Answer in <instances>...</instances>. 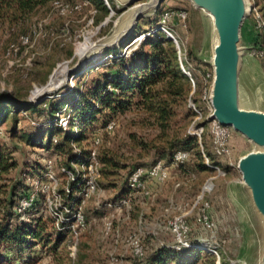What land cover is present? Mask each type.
I'll list each match as a JSON object with an SVG mask.
<instances>
[{"label": "rangeland", "instance_id": "obj_1", "mask_svg": "<svg viewBox=\"0 0 264 264\" xmlns=\"http://www.w3.org/2000/svg\"><path fill=\"white\" fill-rule=\"evenodd\" d=\"M246 1L250 5V17L253 7L260 16L263 13L264 17V0ZM142 2H146V0L136 2L133 6ZM112 3L115 8L114 1ZM125 11V9L118 12L115 10L116 13L112 11L110 17L107 15L104 18H107L106 24L99 28L97 27L104 19L98 25L92 24L89 9L85 7L64 15L57 14L56 10L50 7L46 12L34 16L19 29L0 25V92L15 95L23 101H30V98L35 97L36 102L60 90L63 93L70 82L72 85L75 83V79L70 78L74 73L81 67H87L101 59V54L105 51L96 50L92 54L95 59L85 62L84 65L82 64L83 66H78L80 64L79 56L90 46H95L103 41V38L113 29L116 19ZM175 11L185 12L186 19L180 23L176 18H172L166 23V27L177 41L181 55L185 56L186 63L181 57L182 66L196 74L194 91L190 95L191 99L188 97L195 110H199L201 115L199 120H194L195 117L192 115L186 123V127L190 124H194L195 127L203 124V127L201 126L203 128L202 140L200 141L203 147L202 151L210 155L212 162H209L205 156L208 165L217 167L218 172L207 167L204 161L203 164L208 170L202 173L186 169L188 160L179 166H167L168 176L164 182L156 183L142 179L145 182L147 193L140 190H128L121 198L125 200V204L118 206L113 205L114 202H117L114 197L121 188L123 179L126 185L129 176L128 174L125 177L126 172L119 171L113 177L114 187L105 189L97 187L86 200L83 209L86 227L77 238L73 250H70L71 239L61 242L53 254L43 251L39 245H35L32 250L21 254L22 258L28 257L29 261H23L17 252L10 251L7 254V259L10 261L3 264H130L133 257L129 239L137 240L144 254L161 245L176 247V236L170 231L169 223L184 213V210L193 203L207 181L210 184V189L203 194V200L209 205L207 216L211 226L206 229L193 221L196 214V208H194L183 218L187 230L182 233L184 236L182 243L186 246L181 247H195L201 250L207 247L214 248L218 260L214 255L206 252L213 264H221V262L224 264L249 263L253 257L250 248L252 239L247 230L245 212L234 193L233 184L240 182V175L236 169L237 160L251 150V145L241 135L228 128L230 133L229 155L215 157L211 150L208 133V121H210L209 116L212 109L209 101L202 102L200 98L204 86H207L209 82L211 84L212 80V69L209 65L212 39L210 23L193 9L188 0H163L155 12L146 14L139 21L153 17L156 12L160 14L161 12ZM20 38H26L27 41L21 43ZM247 43L251 47L252 41L249 38H247ZM252 48L246 53L243 62L253 78L249 82L250 85H253L254 82L255 88L259 92L252 100L264 107V63L251 54ZM68 51L71 52V57L67 56ZM96 72L87 74L84 80H89ZM206 74L209 75L208 78L205 77ZM34 89L36 90L33 92ZM32 95L34 96L32 97ZM186 108L190 110L187 103L181 109V113ZM179 116L176 117L177 125L183 124ZM15 119L13 137L5 131L9 128L11 118L0 127V144L14 152L12 158L18 167L10 173V176L16 179L19 172L26 166L25 164L39 159L41 153L39 150L31 151L30 147L25 146L18 139L17 135L26 129L27 123L26 119L20 116ZM151 123H153L152 119L146 114L129 111L115 120V128L108 136H104L101 129L95 126L88 134L84 144L89 142L92 134H96L101 140V145L98 148L100 156L105 152H110L117 157L121 156L123 160L128 159L132 163L139 160L150 166L155 163L148 154L150 152L137 149L133 141L141 140L147 145L156 141L159 130ZM167 135L171 137L172 133ZM126 148H129L130 151ZM58 162V159H55L56 169ZM147 166L141 168H147ZM62 183L63 178H57L55 193L52 194L49 190L42 194L44 202L39 212L40 216L45 217L46 214L50 216L52 211L58 208L60 196L57 195V192L63 188ZM175 184L178 186L175 187ZM27 185L29 188L31 187V185ZM106 225H109L110 228L107 232L105 231ZM3 248L0 245V254L5 253ZM15 259L19 261L16 262ZM196 264L210 263L202 258L201 262Z\"/></svg>", "mask_w": 264, "mask_h": 264}, {"label": "trees", "instance_id": "obj_2", "mask_svg": "<svg viewBox=\"0 0 264 264\" xmlns=\"http://www.w3.org/2000/svg\"><path fill=\"white\" fill-rule=\"evenodd\" d=\"M53 1L71 5L78 3L80 8H88L90 20L94 25H98L108 15L109 9L115 12L111 0H105L109 9L104 5L103 0H0V25L22 28L34 16L46 12ZM161 14L162 12L160 14L156 12L153 17L139 21L119 46L103 52L100 60L94 61L87 67H81L72 75L75 83L67 94H62L60 90L36 103H31L28 100H19L15 95L0 92V127L11 118L9 128L5 131L13 137L15 118L20 116L26 119V129L17 137L25 146L30 147L31 151L39 150L41 153L39 159L25 164L26 166L15 179L10 176V173L18 167L12 158L14 152L0 144V245L5 249V253L0 254V264L10 261L7 259L10 251L17 252L19 258H22L23 252L39 245L41 250L53 254L61 242L70 241L71 216L63 213V221L54 226L55 222L51 216L39 215L44 202L42 198L21 214H15L13 210L17 200L29 189L24 183L25 176H39L42 173L41 159L44 156L53 157V171L57 178H63L62 184H65L66 176L60 173L59 169L74 174L73 165L84 163L90 138L87 144L84 142L95 126H98L104 134L103 129L109 122L115 123V120L126 112L139 111L152 119L151 125L159 130V134L156 136V141L148 145L141 140L136 142L134 140L137 149L150 152L148 154L153 158V162L161 161L167 166L171 164L172 155L176 151H184L188 153L186 169L198 173L208 170L203 164L196 138L186 134L188 128L186 123L194 114L187 108L181 113V109L187 103L190 85L179 70L176 48L157 30ZM141 35H145L144 38L127 57L120 56L102 61L106 55H118L122 48ZM251 41V47L255 49L259 45L260 35L255 33ZM67 56L71 57L70 51L67 52ZM91 72L96 74L89 80H84V77ZM190 74L196 85L195 72L192 71ZM62 113L68 116L64 131L57 127L58 116ZM178 116L183 123L181 125H177ZM200 126L203 127V124ZM183 130L184 132L181 133ZM170 132L172 135L168 137L167 134ZM100 145L96 150L99 166V177L96 180L98 188L114 187L113 177L119 171H125L126 177L134 169L147 166L139 160L133 163L128 159L123 160L121 156L117 157L110 152L100 156L98 153ZM126 149L130 151L129 148ZM202 153L209 162H212L207 152L202 151ZM55 159L59 161L57 169ZM80 183L81 178L77 176L76 180L67 183L69 193L58 191L60 207L72 210L73 205L77 203L75 196L79 193ZM127 191L123 179L114 200L123 198ZM85 227L84 215V229L79 231L78 237ZM202 258L207 263L213 264L208 254L201 249L195 247L176 249L174 246L161 245L149 250L141 258L131 259L130 264H196L201 262ZM22 259L29 261L28 257Z\"/></svg>", "mask_w": 264, "mask_h": 264}, {"label": "water", "instance_id": "obj_3", "mask_svg": "<svg viewBox=\"0 0 264 264\" xmlns=\"http://www.w3.org/2000/svg\"><path fill=\"white\" fill-rule=\"evenodd\" d=\"M112 1L117 12L126 11L116 19L113 29L103 41L90 46L79 56L78 66L93 60L92 54L96 50L107 51L119 46L134 30L137 22L146 14L155 12L163 0H146L134 6V3L142 0ZM188 1L209 21L212 31L209 62L212 80L208 97L212 113L209 119L230 128L251 145V150L237 160L240 182H234L236 185L233 184V188L245 212L247 230L252 239L250 248L253 257L248 264H264V107L252 100L258 91L254 82L250 85L253 78L243 62L251 49L247 43L249 31L245 25L250 5L246 0H230V18L218 30L197 0ZM111 14L112 11L108 16ZM166 38L172 42L170 37Z\"/></svg>", "mask_w": 264, "mask_h": 264}, {"label": "built area", "instance_id": "obj_4", "mask_svg": "<svg viewBox=\"0 0 264 264\" xmlns=\"http://www.w3.org/2000/svg\"><path fill=\"white\" fill-rule=\"evenodd\" d=\"M104 5L109 9V6L105 0H103ZM51 8L55 9L57 14L64 15L68 12L72 11H78L80 9V5L78 3L75 4H67L60 1H53L51 3ZM109 13H111V10L109 9ZM108 13V14H109ZM110 17V16H108ZM252 22H253V29L255 32L259 33L260 35V43L259 45L251 50V54L261 60L264 63V21L263 18L260 16V14L254 9H252ZM172 18H176L180 23H183L186 19V13L183 11H175V12H163L160 15L159 20V26L157 28L158 31H160L162 34H164L166 37H170L172 40V43L174 47L176 48V60L179 67V70L181 73L187 78L189 85H190V92L189 97L194 91L195 82L193 77L190 74V71L187 69V67L182 66V60L185 61L184 54L181 55L177 41L174 39L172 34L170 33V30L166 27V23H168ZM107 22V18L99 24L97 28L100 26L105 25ZM145 35H141L139 37L134 38L127 46L122 48L120 53L118 55H106L102 61L110 60L116 57H127L131 51L134 49V47L144 38ZM21 43L26 42V38H20ZM206 78L209 77V75H205ZM72 79V76L70 77ZM208 83L207 86H204L202 90L201 95V101H208ZM73 85L70 82V85H67L66 88L63 90L62 94H67L69 91V88H71ZM36 89L33 90V92ZM34 95H32L33 97ZM187 99V107L192 110L194 114V120H199L201 118V115L199 113V110H195L194 105L191 103L190 99ZM35 97L30 98L31 103H36L34 100ZM67 120L68 116L66 114H60L58 116L57 120V127L60 128L61 131H64L67 126ZM208 133L210 135V141H211V150L215 157H227L229 155V148H228V141H229V130L227 127H224L217 123L215 120L208 121ZM115 127L114 122H109L106 124V126L103 129V133L106 135L111 134L112 130ZM203 128L201 126L195 127L194 124H190L186 130V134L190 136H194L197 140L198 147L201 152L202 159L204 161V164L214 169L218 172L217 167L215 166H209L208 160L205 157V155L202 153V146H201V135H202ZM90 146L88 147L87 156L85 158L84 163L81 164H74L73 169L75 170V173L72 174L70 172H66L64 169L60 168L59 172L65 174L66 182L63 185V188L61 189L62 192L69 193V188L67 187L68 182H73L76 180L77 176L81 178V187L79 189V193L77 196H75L77 203L73 205L72 210H70L67 207H60L59 209L55 208L54 211L50 214V216L54 219V226H57L59 223H61L64 219L63 213L69 214L71 216L72 224L69 227V234L71 242L70 250H73L75 243L78 238L79 231L84 229V215L82 213L83 206L86 202V200L94 193L96 190V180L99 177L98 172V162L96 159V150L99 144L101 143L100 137L96 134H93L90 138ZM188 158V153L184 151H176L171 158V164L169 166H179L182 163H184ZM41 164L43 167L42 173L38 176H25L24 183L31 185V187L28 189V191L21 196L15 205L14 213L15 214H21L27 209L34 206L35 203L39 202L40 198L43 199L44 193L51 191V193H55V187L57 182V177L53 172V165H54V159L53 157H43L41 159ZM167 165H164L161 161H156L154 164L148 166L147 168H141L138 167L134 169L128 176L126 180V185L128 190L135 191L140 190L143 193H147L145 190V182L142 181V179H148L150 181L156 182V183H162L166 180L168 176L167 172ZM178 184H175V187H177ZM210 189V184L207 182L204 183V185L201 188V191L198 196H196L193 203L184 210V213L177 218L173 220L172 223H169L170 231L176 236V244L175 247L178 249V247L186 246L184 243H182V239L184 236L182 233H184L187 230L186 222L184 221V216L188 215L194 208H196V214L194 217V221L196 224L203 228H209L211 226L208 216H207V210L209 208V205L207 202L203 200V194L205 191ZM57 195L59 193L57 192ZM60 198V197H59ZM113 205H122L125 204V200L120 199L117 200V202H114ZM109 206V204H107ZM109 225H106L105 231H109ZM180 235H182L180 237ZM129 247L133 258H141L144 255V252L137 240H130L129 239ZM205 252L210 253L215 256L216 260H218L217 253L214 248L207 247L203 249ZM218 262V261H217ZM218 264V263H217Z\"/></svg>", "mask_w": 264, "mask_h": 264}, {"label": "bare ground", "instance_id": "obj_5", "mask_svg": "<svg viewBox=\"0 0 264 264\" xmlns=\"http://www.w3.org/2000/svg\"><path fill=\"white\" fill-rule=\"evenodd\" d=\"M205 14L214 21L216 29L220 30L229 20L232 11L230 0H197ZM202 11V10H201Z\"/></svg>", "mask_w": 264, "mask_h": 264}, {"label": "crops", "instance_id": "obj_6", "mask_svg": "<svg viewBox=\"0 0 264 264\" xmlns=\"http://www.w3.org/2000/svg\"><path fill=\"white\" fill-rule=\"evenodd\" d=\"M261 17L264 19L263 17V13H261ZM246 27L248 28L247 29V32L249 31V38L252 39L253 35L256 33V34H259L257 32L254 31L253 29V22H252V17L249 16V18H247L246 20Z\"/></svg>", "mask_w": 264, "mask_h": 264}]
</instances>
